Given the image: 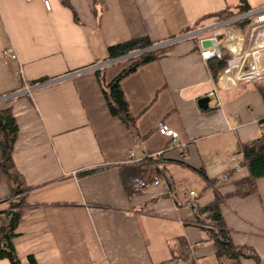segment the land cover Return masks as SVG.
Here are the masks:
<instances>
[{
    "label": "crops",
    "instance_id": "1",
    "mask_svg": "<svg viewBox=\"0 0 264 264\" xmlns=\"http://www.w3.org/2000/svg\"><path fill=\"white\" fill-rule=\"evenodd\" d=\"M51 3L48 11L42 0H0V98L11 96L1 106L12 107L19 126L12 156L27 186L12 240L23 264L29 255L38 264H221L214 240L196 223L190 190L201 208L222 198L233 243L256 255L239 264H264V176L254 193L235 194L248 174L243 147L264 130V80L221 89L219 105L211 97L201 109L199 99L216 87L214 62L199 54L210 31L168 44L121 80L135 118L129 126L111 114L102 81L131 62L92 69L112 45L142 37L164 43L264 0ZM6 46L17 58L2 57ZM43 78L57 81L21 93ZM161 122L178 138L161 134ZM131 151L166 182L137 190L130 180L126 188L120 169L132 164ZM11 198L0 178V219Z\"/></svg>",
    "mask_w": 264,
    "mask_h": 264
},
{
    "label": "trees",
    "instance_id": "2",
    "mask_svg": "<svg viewBox=\"0 0 264 264\" xmlns=\"http://www.w3.org/2000/svg\"><path fill=\"white\" fill-rule=\"evenodd\" d=\"M66 2V0H63ZM241 7L236 10L227 9L216 15L215 18H226L236 13L248 10ZM156 43L147 37L134 38L132 40L112 45L108 48V59L118 58L138 49L148 48ZM172 45L152 49L141 54L131 62L130 66L119 73L111 82L105 84L102 80V89L112 115L118 116L125 124L133 125V117L123 89L122 78L133 72L139 65L158 59L163 56ZM229 56L223 48L219 58H213V75L216 78L219 71L225 65V59ZM100 78V71H97ZM46 78L38 81H44ZM37 82V81H36ZM19 134V126L13 114L11 106H0V178L5 180L11 188L10 208L5 212V219H0V259L7 258L11 264H23L18 257L13 245L16 228L21 219V207L25 201L27 189L25 179L19 172L13 160V147ZM243 164L247 167L248 174L237 181L236 195L242 197L254 193L257 189V180L264 176V130L261 136L253 143L243 147ZM94 170H87L85 173ZM121 178L126 188L130 180L136 176L152 179L163 173L153 164L132 163L120 169ZM221 197H217L211 204L201 208L198 204L193 206L196 223L206 231L217 246V257L221 264H239L241 256L256 258L252 250L235 246L230 231L224 222L221 212ZM205 213V216L203 214ZM28 264H38L33 255L27 257Z\"/></svg>",
    "mask_w": 264,
    "mask_h": 264
},
{
    "label": "built area",
    "instance_id": "3",
    "mask_svg": "<svg viewBox=\"0 0 264 264\" xmlns=\"http://www.w3.org/2000/svg\"><path fill=\"white\" fill-rule=\"evenodd\" d=\"M24 1L30 2L32 0ZM42 1L46 10H52L51 0ZM209 31L211 33L209 38L214 39L215 43L212 47H204L199 50L201 58L204 60L219 58L223 48L229 54L225 59L224 67L219 71L216 77V87L209 93L210 97H216L217 105L220 103L219 91L221 89L238 86L242 83L264 80V5L250 8L226 18H215V21L211 25H204L203 23L196 24L167 42L158 43L148 48L132 51L118 58L96 63L92 69L97 70L108 64L119 61L132 62V60L138 58L144 52L180 40L203 37ZM200 41L202 42L203 40ZM2 57L5 60H13L17 58V52L14 47L6 46L2 50ZM221 78H225L226 81L221 83ZM55 81H57V79L44 80L41 81L42 83L34 84V86L27 85L23 92L30 93L31 90L36 87L48 85ZM7 98L9 99L11 96H5L1 98V100ZM158 131L174 139H177L179 135L176 130L164 122L158 125ZM129 159L132 163H142L144 160L143 158L136 157L133 151L129 153ZM163 181L166 182V179L161 176H154L150 180L141 176H136L131 180V185L139 190L147 187L149 184H159ZM189 195L192 198L191 201H189V205L193 207L197 203L195 199L196 193L194 190H190ZM1 216L2 215H0V217Z\"/></svg>",
    "mask_w": 264,
    "mask_h": 264
},
{
    "label": "water",
    "instance_id": "4",
    "mask_svg": "<svg viewBox=\"0 0 264 264\" xmlns=\"http://www.w3.org/2000/svg\"><path fill=\"white\" fill-rule=\"evenodd\" d=\"M214 43H215V40L214 39H211V38H207V39H204L202 41V45L204 47H212L214 45ZM220 50H221V48H220ZM210 101H211V97L209 95H206V96L201 97L199 99V101H198L200 108L201 109H207L209 107Z\"/></svg>",
    "mask_w": 264,
    "mask_h": 264
},
{
    "label": "bare ground",
    "instance_id": "5",
    "mask_svg": "<svg viewBox=\"0 0 264 264\" xmlns=\"http://www.w3.org/2000/svg\"><path fill=\"white\" fill-rule=\"evenodd\" d=\"M220 80H221V83H224L226 81L225 78H221ZM25 88H26V86L24 87V90H25ZM24 90H21V93H27V92H23ZM13 96H14V94H13ZM0 101H1V98H0Z\"/></svg>",
    "mask_w": 264,
    "mask_h": 264
},
{
    "label": "rangeland",
    "instance_id": "6",
    "mask_svg": "<svg viewBox=\"0 0 264 264\" xmlns=\"http://www.w3.org/2000/svg\"><path fill=\"white\" fill-rule=\"evenodd\" d=\"M108 60V59H107ZM132 62H133V60H132ZM5 97V96H4ZM8 100V98L7 99H3V101H7ZM3 101L1 100L0 101V106L2 105V103H3Z\"/></svg>",
    "mask_w": 264,
    "mask_h": 264
}]
</instances>
